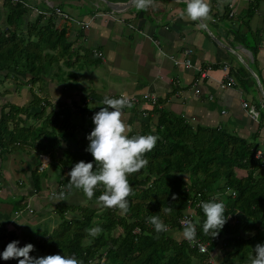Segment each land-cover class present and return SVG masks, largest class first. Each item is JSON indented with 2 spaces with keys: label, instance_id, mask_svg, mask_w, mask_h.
Returning <instances> with one entry per match:
<instances>
[{
  "label": "trees",
  "instance_id": "16d2710c",
  "mask_svg": "<svg viewBox=\"0 0 264 264\" xmlns=\"http://www.w3.org/2000/svg\"><path fill=\"white\" fill-rule=\"evenodd\" d=\"M5 5V22L0 29V85L8 79L20 80L17 75L28 76L26 82L31 85L41 83L53 64L61 60L65 66L71 64L70 44L54 28L53 16H48L44 24L38 20L44 17L38 16L30 24L26 23L23 2L6 0ZM31 97L26 107L5 104L1 108L0 157L16 148L26 150V160L27 154H36L38 164L27 162L26 186L31 193L42 191L50 198L47 215L53 218L38 223L36 230L22 233V237L15 228L6 230L0 225V253L16 240L18 247L34 245L30 256L75 255L83 264H208L212 250L218 246L222 255L218 264H250L255 246L264 244V163L254 158L255 151L246 140L223 130L192 127L182 117L152 108L155 123L146 118L141 130L128 134H151L158 140L154 149L145 153L147 165L128 176L134 195L128 197L127 213L119 215L118 208L105 209L96 204L102 187H97L92 199L81 190L67 193V198L85 200L84 205L57 203L52 193L65 189L71 168L84 161L93 162L95 170V162L86 151L90 142L84 138L85 133L77 136L78 126L70 121L71 114H63L60 106L46 113L44 101L34 94ZM83 108H78L81 115L86 112ZM87 116L93 125L92 114ZM39 156L48 160L44 167ZM235 170L244 171L245 176L237 177ZM49 177H53L51 185ZM217 195L225 204L227 222L219 235L211 238L203 233L206 217L198 202ZM89 204L97 207L89 208ZM169 206L173 211L165 215L161 208ZM11 207L18 214L25 207L22 197ZM187 208L193 212L191 220L199 221L195 238L208 244L207 253L189 248L179 236L183 229L178 219ZM152 215L161 218L167 231L155 232L146 222ZM97 226L103 230L97 236L86 231ZM2 261L9 262L0 257ZM13 264H19L18 259Z\"/></svg>",
  "mask_w": 264,
  "mask_h": 264
},
{
  "label": "crops",
  "instance_id": "0c3cea01",
  "mask_svg": "<svg viewBox=\"0 0 264 264\" xmlns=\"http://www.w3.org/2000/svg\"><path fill=\"white\" fill-rule=\"evenodd\" d=\"M5 1L0 0V29L5 22ZM19 1L26 8V23L33 24L42 16L44 19L38 20L44 24L48 16H53L52 24L70 44V56L74 59L69 66L63 60L53 64L39 83L38 93L29 92L26 105L31 94L48 95V99H39L51 108L60 106L63 114H71L70 121L78 126L80 134L89 135L95 125L91 129L80 121L104 107L103 97L120 98L127 94L137 100L132 103L134 109H123V120L131 132L141 130L146 118L155 123L156 116L150 114L155 108L184 118L192 127L236 135L264 155L260 132L264 125V0H207L211 10L204 21L205 28L198 26L200 21L186 17L184 0H154L152 7L140 11L130 0ZM106 2L113 4L117 12ZM187 49L191 53L185 56ZM78 58H84V66ZM185 58L195 67L209 65L207 77L198 80L193 69L175 64ZM224 65L228 70H222ZM82 70L86 84L77 82L78 76L82 78ZM22 76L27 81L28 76L19 77ZM225 76L232 77L235 84L221 89L218 82H224ZM14 85V91L19 89L20 85ZM151 97L156 101L152 102ZM241 101L257 110L256 122L240 107ZM83 106L86 112L81 115L78 108ZM19 154L14 156L11 152L0 157V225L6 230L15 228L22 237V233L36 230L35 225L53 216L47 215L50 198L42 191L33 194L26 186L27 162H31L26 160V154ZM15 164L21 178L10 182L7 178ZM234 172L237 177H244V171ZM51 182L49 177L50 185ZM19 197L25 207L16 214L11 205ZM180 235L183 237L182 232ZM211 258L215 264L222 260L218 246L212 250Z\"/></svg>",
  "mask_w": 264,
  "mask_h": 264
},
{
  "label": "clouds",
  "instance_id": "9594fccd",
  "mask_svg": "<svg viewBox=\"0 0 264 264\" xmlns=\"http://www.w3.org/2000/svg\"><path fill=\"white\" fill-rule=\"evenodd\" d=\"M130 2L138 11L147 10L154 4V0H130ZM184 2L187 5L186 17L191 21H200L198 25L200 28L207 27L204 21L208 19L211 10L207 0H184ZM101 104L104 107L92 117L95 127L86 137L90 142L86 151L94 158L95 170L93 162H77L67 173L70 179L65 189L58 194L53 192L52 199L57 203L65 201L67 193H71L74 189L81 190L88 199H92L97 187H102L103 191L96 199V204L105 209L118 208L122 213H127L128 197L134 195L128 176L139 172L147 165L145 153L154 149L158 137L151 134L129 137L128 133L132 129L123 120V109H130L133 104L127 94H122L120 98L105 96ZM228 191L232 192L231 189ZM232 194L236 195L234 192ZM172 199L175 200L176 197L173 196ZM198 207L203 210L206 217L202 225L203 233L210 235L211 238L217 237L227 222L224 202L219 200L217 195L207 202L201 201ZM161 211L167 215L173 209L171 206L162 207ZM12 220L18 225H25L15 219ZM146 222L154 227L156 233L167 231V225L158 215L149 216ZM180 223L184 239L194 241L199 221L193 222L185 218ZM86 231L92 236H97L103 230L97 226ZM18 245L19 241L16 240L8 243L5 250L0 253V257L5 261L18 259L19 264H83L75 255L53 254L33 257L29 254L34 251V245L31 243L23 247ZM253 253L249 257L250 264H264V244L258 243Z\"/></svg>",
  "mask_w": 264,
  "mask_h": 264
},
{
  "label": "rangeland",
  "instance_id": "374dc122",
  "mask_svg": "<svg viewBox=\"0 0 264 264\" xmlns=\"http://www.w3.org/2000/svg\"><path fill=\"white\" fill-rule=\"evenodd\" d=\"M24 2H25V0H24ZM26 3V2H25ZM5 7H6V5H5ZM85 11V10H84ZM72 57L70 56V62H71V64H72V60H74V59H71ZM78 59H80V58H78ZM84 58H82V59H80V62H81V65H83L84 66V64H83V60ZM65 60H67V59H65ZM85 64L87 65V63L85 62ZM60 65H62V64H60ZM70 73H73V71L72 70H70L69 71ZM79 73H82V78H80V76H78V80H77V82H78V84H86L85 82H86V79H87V77H85V71L84 70H82V71H80ZM18 77L20 76V75H17ZM19 79H21V80H17V81H14V80H11V79H8L7 80V82H5L4 81V83L2 84V85H0V109L2 108L3 109V105H13V107H22V106H24L25 105V107H26V101H27V97L29 98V92H33L34 94H37L38 93V86H40L41 87V85L39 84V83H35L34 84V87L33 88H31V83H27L26 82V77H19ZM81 83H80V82ZM13 83L15 84V85H17L16 83H21L22 85L19 87V89L17 88H15V91L12 89V88H14L13 87ZM14 85V86H15ZM26 85H28V88H26ZM18 86V85H17ZM16 86V87H17ZM42 86H43V84H42ZM81 86H83V85H81ZM30 89H32V90H30ZM5 90H6V92H5ZM45 93V92H44ZM38 96L40 97V98H42V97H44L43 95H39L38 94ZM15 97H19V100H17ZM11 98V99H10ZM44 98H46V99H48V95L47 96H45ZM40 101H41V99H40ZM2 102H3V105H2ZM25 103V104H24ZM44 104H45V106H44V110H45V112L47 113V112H49V111H51V109L53 110V109H55L54 107H52L51 108V106H47L48 105V103L47 102H43ZM22 104H24V105H22ZM75 110V109H74ZM73 110V111H74ZM72 119V118H71ZM80 123H83V126H85V125H90V123H89V118H87V117H84L83 118V121H80ZM29 124H30V122H29ZM37 124V123H36ZM91 126V125H90ZM92 129V128H91ZM77 136L79 137L80 136V134H79V129H78V131H77ZM86 136H88V135H86ZM84 138H86V137H84ZM86 140H88L87 138H86ZM87 142V141H86ZM14 156H16V155H19L20 156V154L19 153H21V152H23L24 154H26V150H24V149H14ZM27 156H28V159H29V162H31V164H38L39 163V160L37 159V156H36V154L35 153H33V154H31V153H29V154H27ZM18 165H20V164H18ZM43 166V165H42ZM19 167L15 164V167H12V172L10 173L9 172V178H7L8 180H10V182H12V181H14L15 182V180L17 181V179L20 177L19 176V173L17 172V169H18ZM11 170V169H10ZM20 175H21V172H20ZM241 176H245V173L243 174L242 173V175ZM21 178V177H20ZM52 178L53 177H50V181H52ZM43 188H44V186H42ZM64 202H66L67 204H75V205H84L85 203H86V201L85 200H82L81 198H79L78 196H76L75 197V199L73 198V197H68ZM87 207H89V208H96L97 206L96 205H88ZM39 207H37V208H35V209H38ZM34 209V210H35ZM36 211H38V210H36ZM26 213V212H25ZM28 213V212H27ZM117 214H119V215H121L122 214V212H121V210L120 209H118V212H117ZM28 215V214H27ZM27 218L28 217H26V221H27ZM94 222H95V220H94ZM119 232V230L117 229V230H115V231H113V235L115 236L117 233ZM175 233V232H174ZM173 234V233H172ZM92 236V235H91ZM174 236H175V234H174ZM181 236V235H180ZM181 238V237H180ZM222 256V255H221ZM13 261H15V259H10L9 260V262H8V264H13ZM237 263V262H236ZM235 263V264H236ZM0 264H4V262L2 261Z\"/></svg>",
  "mask_w": 264,
  "mask_h": 264
},
{
  "label": "built area",
  "instance_id": "2783aa9c",
  "mask_svg": "<svg viewBox=\"0 0 264 264\" xmlns=\"http://www.w3.org/2000/svg\"><path fill=\"white\" fill-rule=\"evenodd\" d=\"M10 1L16 2L17 0H10ZM210 1L215 2V1H222V0H210ZM190 53H191V51L188 50V49L184 51V55L185 56L189 55ZM97 56L100 57V54L98 53ZM175 64L182 65V66H184V68L193 69L197 73V79L198 80L206 78L207 77V72L211 70V67L209 65L205 66L203 68L202 67H195L186 58L183 61H181L180 63L175 62ZM222 70H228V66L224 65L222 67ZM234 84H235L234 79L232 77H229V76H225L224 82H218V86L221 89L232 87V86H234ZM194 93L197 94V91H195ZM130 100H131L132 103H136V101H137L136 99H130ZM150 100L152 102L156 101L154 97L153 98L151 97ZM262 106H263V103H260L259 107H262ZM240 107L243 110L246 111V114H248L247 116L252 121L256 122L258 120V112H257V110L254 107H250V108L247 107V104L245 102H243V101L240 102ZM92 117H93V115H92ZM260 132L262 134V137L264 138V125L261 126ZM39 158H40V162H41L40 165L41 166L43 165L42 167H44L46 165V163H47V158L45 156H39ZM254 158L257 159V160H260L262 163H264V155H263L262 152L256 151L254 153ZM196 198H199L198 194L196 195ZM199 202H198V204H199ZM28 212H30V210H28ZM192 214H193V212L191 210L189 211V208H187L186 211L183 213V215L178 219V225H179L180 228H182V225H181L180 221L185 219V218L191 219ZM183 239H184V237H183ZM184 241L188 244L189 248H191V249L195 248L198 253H207L208 244L200 243L196 238L192 242H190V241H188L186 239H184ZM207 263L208 264H215L214 260L212 258H208V262Z\"/></svg>",
  "mask_w": 264,
  "mask_h": 264
},
{
  "label": "water",
  "instance_id": "95a60500",
  "mask_svg": "<svg viewBox=\"0 0 264 264\" xmlns=\"http://www.w3.org/2000/svg\"><path fill=\"white\" fill-rule=\"evenodd\" d=\"M106 4L108 5V7H109L111 10H113V12H117V9H116V7H115L113 4H110V3H107V2H106Z\"/></svg>",
  "mask_w": 264,
  "mask_h": 264
}]
</instances>
